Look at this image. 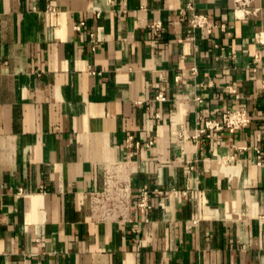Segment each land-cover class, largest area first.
<instances>
[{
    "label": "crops",
    "instance_id": "0c3cea01",
    "mask_svg": "<svg viewBox=\"0 0 264 264\" xmlns=\"http://www.w3.org/2000/svg\"><path fill=\"white\" fill-rule=\"evenodd\" d=\"M259 152L264 0H0V264H264Z\"/></svg>",
    "mask_w": 264,
    "mask_h": 264
},
{
    "label": "built area",
    "instance_id": "2783aa9c",
    "mask_svg": "<svg viewBox=\"0 0 264 264\" xmlns=\"http://www.w3.org/2000/svg\"><path fill=\"white\" fill-rule=\"evenodd\" d=\"M236 7L244 9L245 7H248L252 0H234ZM190 23L193 28H203L208 26V21L205 17L202 16H194ZM80 29V26L78 27ZM152 29L156 33L161 31L163 29L162 25L160 23H157L152 26ZM92 43L94 44L93 50L97 49V43L95 40H92ZM160 99L164 100V97L160 95ZM251 124V118L247 112L246 109H236L234 111H227L224 115L221 121H210L206 123V129L207 130H215V131H222V130H228L230 133H235L239 130L247 128ZM259 159H263L261 153L259 152ZM264 161V159H263ZM140 208H148L147 203V193H144V196L142 197Z\"/></svg>",
    "mask_w": 264,
    "mask_h": 264
}]
</instances>
